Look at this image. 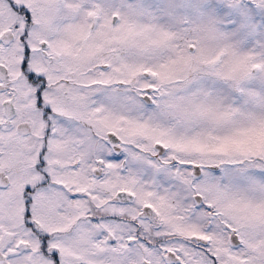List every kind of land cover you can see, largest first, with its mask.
<instances>
[{"label":"snow or ice","instance_id":"snow-or-ice-1","mask_svg":"<svg viewBox=\"0 0 264 264\" xmlns=\"http://www.w3.org/2000/svg\"><path fill=\"white\" fill-rule=\"evenodd\" d=\"M0 264H264V0H0Z\"/></svg>","mask_w":264,"mask_h":264}]
</instances>
